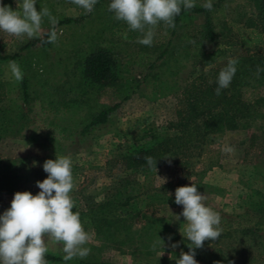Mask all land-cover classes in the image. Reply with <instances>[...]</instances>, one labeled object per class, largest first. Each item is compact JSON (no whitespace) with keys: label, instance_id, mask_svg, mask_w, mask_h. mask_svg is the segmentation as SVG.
Returning <instances> with one entry per match:
<instances>
[{"label":"rangeland","instance_id":"374dc122","mask_svg":"<svg viewBox=\"0 0 264 264\" xmlns=\"http://www.w3.org/2000/svg\"><path fill=\"white\" fill-rule=\"evenodd\" d=\"M248 1L211 0L216 7L206 10L218 35L213 42L205 36L206 10L193 9L180 13L176 33L160 22L151 46L142 45L137 40L143 33L130 30L109 11L111 0H98L90 13L71 0H36L38 11L47 7L58 20L55 43L44 42L51 31L47 17L34 38L0 31V55H16L0 58V216L16 192L41 191L36 182L48 177L46 160L67 156L72 161L73 211L92 236L84 246L89 255L73 259L176 264L181 251H191V242L183 236L186 219L180 215L183 206L175 203V190L195 184L219 213L222 230L217 240L195 249L198 264H264V119L256 126L225 129L205 153L199 156L197 149L189 161H166L144 170L129 167L121 156L145 129L163 131L186 112L184 97L191 84L206 81L229 58L254 54L260 30ZM0 3L17 8L16 0ZM204 3L195 0V8ZM99 51L111 54L118 67L117 78L102 88L83 80L87 57ZM10 61L28 79L27 103ZM116 103L120 106L108 122L83 131L95 113ZM16 127H21L19 134ZM213 161L218 163L211 165ZM121 190L133 197L130 208L136 215L127 228L86 218ZM45 241L48 251L64 256L62 245L48 237Z\"/></svg>","mask_w":264,"mask_h":264},{"label":"clouds","instance_id":"9594fccd","mask_svg":"<svg viewBox=\"0 0 264 264\" xmlns=\"http://www.w3.org/2000/svg\"><path fill=\"white\" fill-rule=\"evenodd\" d=\"M71 2L90 13L98 0ZM16 5V10H13L10 5L0 3V31L18 38H34L41 34L43 18L47 17L51 31L44 42H57L58 20L47 7L38 11L36 0H16ZM181 5L186 10L196 6L195 0H111L108 9L114 13L116 20L126 22L130 30L143 33L138 43L151 46L154 30L160 22L166 27H175L174 19L181 13ZM203 7L211 10V0H206ZM123 38L128 39L127 32L123 33ZM237 63L236 59L229 58L227 66L219 72L216 95L229 87L237 71ZM9 68L14 79L22 81L23 73L17 62L10 61ZM226 151L231 152L232 149L227 148ZM145 159L150 167L155 165L157 168V162L152 157ZM43 169L48 177L36 182L41 191L37 195L30 191L16 192L11 207L0 216V264H46L48 247L45 237L52 243L62 245L64 261L75 257L85 258L90 253V249L84 246L92 236L85 230L79 212L73 211L75 205L70 195L74 188L71 158L57 155L55 160H46ZM206 199L195 184L175 190V203L183 206L180 215L186 219L183 236L191 242V251H181L176 264H198L195 249L202 248L206 240L215 241L221 235V217L206 204ZM161 241L160 238L153 243V250ZM171 247L176 248L178 244Z\"/></svg>","mask_w":264,"mask_h":264},{"label":"trees","instance_id":"16d2710c","mask_svg":"<svg viewBox=\"0 0 264 264\" xmlns=\"http://www.w3.org/2000/svg\"><path fill=\"white\" fill-rule=\"evenodd\" d=\"M247 4L253 8L251 10L252 17L256 22L255 26L260 30L254 40L256 47L253 49L254 54L237 59V71L229 87L222 89L220 95H216L215 89L218 87L219 72L223 68L211 70L208 74L210 78L204 77L206 81L203 82V77H201V82L191 84L184 97L186 112L181 113V117L176 122H171L170 126L163 131L145 129L141 133V137L131 143L127 151L121 155L129 167L144 170L154 168L155 165L150 167L147 164L145 157L148 156L152 157L157 165L177 159L189 161L195 156V150H200L198 153L200 156L215 137L223 133L225 129L256 126L258 121L261 123L264 119V72L263 76H260L264 66V50L261 48L264 46V0H250ZM212 6L214 8L216 4H212ZM193 9L206 10L205 7H194L190 10ZM185 11L187 10L181 5V12ZM206 12L205 36L213 42L218 37L215 33V22L211 18V13L208 10ZM179 15L174 19L173 34L179 27ZM248 48L249 51H252L251 47ZM167 52L166 49L162 56ZM15 57L16 55H0L1 59H14ZM117 75L118 67L111 54L99 51L87 57L83 68V80L87 85H96V87L102 88L110 85ZM28 87V79L23 75L20 88L26 103L29 101ZM119 106L120 103H116L95 113L83 131L108 122L110 113L118 109ZM20 130L21 127H16V134H19ZM3 132L5 134L8 132L6 127ZM217 163L218 161H213L211 165ZM22 185L23 183L20 186L15 185L12 191L16 192ZM132 199L133 197L129 193L121 190L117 196L113 195L111 199L91 209L92 215L86 216V218H91L93 222L114 223L119 227L127 228L136 218L135 212L130 208ZM45 260L52 264L61 262L116 264L106 261L87 262L78 259L64 261L63 255L51 251L46 253Z\"/></svg>","mask_w":264,"mask_h":264}]
</instances>
